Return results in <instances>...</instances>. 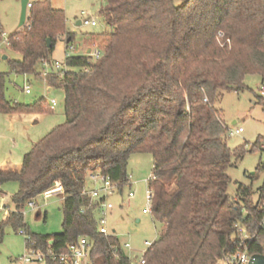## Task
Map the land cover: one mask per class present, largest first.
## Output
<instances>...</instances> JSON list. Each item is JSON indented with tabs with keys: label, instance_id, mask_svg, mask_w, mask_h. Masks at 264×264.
<instances>
[{
	"label": "trees",
	"instance_id": "obj_1",
	"mask_svg": "<svg viewBox=\"0 0 264 264\" xmlns=\"http://www.w3.org/2000/svg\"><path fill=\"white\" fill-rule=\"evenodd\" d=\"M1 1V0H0ZM101 16L110 30L100 60L70 56V69L46 80L65 93L64 124L37 141L20 167L0 164V189L16 182L14 210L6 224L24 229L46 251L65 253L85 237L93 241L92 264H134L119 238L98 229L102 200L85 195L88 176L101 172L123 187L135 154L153 158L151 215L161 234L145 264H218L240 247L245 231L256 234L252 254L264 255V184L259 203L240 184L229 195L228 171L245 147L232 151L230 127L215 108L223 92L246 89L248 75L264 80V0H103ZM63 11L50 1L32 3L27 25L8 37V60L18 75L36 74L59 39L73 42ZM222 35V36H221ZM3 33L0 31V42ZM51 40V47L48 46ZM70 40V42H68ZM0 75V114H51L47 103H12ZM260 104L264 108V100ZM264 111V109H263ZM264 147V136L253 148ZM235 155V158H234ZM258 170L264 171V163ZM63 187V233L27 230L24 210L46 191ZM0 227V244L4 238ZM47 264H62L49 259Z\"/></svg>",
	"mask_w": 264,
	"mask_h": 264
},
{
	"label": "rangeland",
	"instance_id": "obj_2",
	"mask_svg": "<svg viewBox=\"0 0 264 264\" xmlns=\"http://www.w3.org/2000/svg\"><path fill=\"white\" fill-rule=\"evenodd\" d=\"M32 3L45 0H29ZM51 7L63 11L67 17V31L72 34L73 42L67 49L65 38L59 39L51 60L64 64L67 55H81L92 47H102L103 39L96 35L110 30L103 20L101 12L105 7L103 0H49ZM177 5L181 0L176 1ZM22 0L0 1V31L5 36L0 42V75L6 76V98L23 105H34L44 101V107L53 111L51 114L28 115L25 121L11 119L0 114V164L9 159L15 166L23 161V155L30 145V140L39 139L49 134L54 128L66 121L65 93L62 89L49 91V82L43 80L44 65L36 66V74L18 75L10 68L3 56L11 60H21V56L10 51L3 43L15 32L25 28L20 26ZM93 18L98 25L77 26L78 21ZM27 25V24H26ZM79 50V51H78ZM48 84V85H47ZM246 89L240 92H223L217 99L215 108L220 112L224 122L231 130L243 129L239 135H228L227 143L234 152L240 147L246 148L244 157L237 160L234 155V166L228 171L232 182L228 193L236 197L240 184L251 187L254 191L253 200L259 203V189L264 184V171H259V165L264 163V147L254 149L259 137L264 136V111L261 99L264 100V80L258 75H248L245 78ZM30 90H26V87ZM56 105L53 106L52 102ZM25 115V114H20ZM36 116V118H34ZM36 119L39 123L32 121ZM236 122V124H234ZM41 139V138H40ZM153 173V158L149 154H135L128 166V177L131 185L123 187L122 195L115 194L110 198L114 210L109 218V231H115L121 244H130L133 251L127 250L128 256L136 264L147 250V242L154 243L161 234V229L152 219L150 207L146 198L148 183ZM88 181V187L89 185ZM18 189L16 182H10L2 187L0 192V227L3 225L4 238L0 244V264H24L22 257L27 252L25 237L20 230H15L6 224L7 214L14 210L12 197ZM130 192L135 197L128 199ZM63 197L55 194L50 198L40 196L35 202L36 207L27 205L24 210V220L27 230L38 235H54L63 233L64 215L62 212ZM40 213L41 216L37 217Z\"/></svg>",
	"mask_w": 264,
	"mask_h": 264
},
{
	"label": "built area",
	"instance_id": "obj_3",
	"mask_svg": "<svg viewBox=\"0 0 264 264\" xmlns=\"http://www.w3.org/2000/svg\"><path fill=\"white\" fill-rule=\"evenodd\" d=\"M31 8H32V2L29 1L27 10L29 11ZM81 22L82 25L85 26L96 27L98 25L96 20H94L93 18H86ZM4 37L5 36H2V40ZM3 44L9 49L10 43L8 41V37L5 39V42ZM69 48L73 49L72 47ZM89 51L90 53H88ZM83 54L89 55L93 61L100 60L102 57V52L99 49V47H92ZM68 57H70V55H67V58ZM42 64L45 67V73L42 75L44 79H46L50 73L63 75L70 70L66 65V62L64 64H61L57 61L56 62L43 61ZM25 89L30 90V87L28 86ZM52 105L55 106L56 102L53 101ZM241 133H243V129L239 128L236 130H230L229 134L239 135ZM152 179H154L153 174L150 180ZM88 181L91 187H88L87 191L85 192V195L89 196L92 201L102 200L98 211L99 214L98 229L102 234L106 236L113 235L115 234L114 231L113 232L109 231V218L112 214V211L114 210V204L111 202L110 198L118 193L122 195V191L120 190V185L118 183L113 182L109 177L103 175L101 172L90 173L88 176ZM63 192H64L63 187L58 185L57 187L43 193L42 196H44L47 199L55 194H63ZM134 197H135L134 192H130L128 194L129 200L133 199ZM146 198L151 211L152 199H153V190L151 189V187H148V190L146 192ZM35 202L36 201H30L27 205H29L30 207H36ZM259 229L264 230V219L259 224ZM20 234L25 237V242L27 247V252L22 257V261L24 264H47L49 259H59L62 264H92L90 256H91V251L93 249V241H91L88 238L85 237L79 238L77 243L71 246L67 252L56 254L54 250L51 248L52 243H50V248L48 250L43 251L42 249L38 248L37 243L34 240H32V238L28 235L26 230L21 229ZM255 239H256V234L251 235L247 231H245L244 238L238 250L234 253L227 254L221 259H219L218 264H251L254 257L258 255V254H252L249 251L250 245L255 241ZM146 245L148 250L153 245V243L147 242ZM124 248L125 250L127 249L133 251L130 244H125ZM147 250L144 252L140 261L137 262L136 264H145V254Z\"/></svg>",
	"mask_w": 264,
	"mask_h": 264
},
{
	"label": "water",
	"instance_id": "obj_4",
	"mask_svg": "<svg viewBox=\"0 0 264 264\" xmlns=\"http://www.w3.org/2000/svg\"><path fill=\"white\" fill-rule=\"evenodd\" d=\"M29 0H22V12H21V20H20V26L23 27L27 23V16H28V6ZM77 26H82V22L78 21ZM70 42V40L68 41ZM48 46L51 47V40H48ZM90 53V51L88 52ZM3 60H7V57H3ZM236 124V122H234ZM115 233V231H114ZM251 264H264V255H256L252 261Z\"/></svg>",
	"mask_w": 264,
	"mask_h": 264
},
{
	"label": "crops",
	"instance_id": "obj_5",
	"mask_svg": "<svg viewBox=\"0 0 264 264\" xmlns=\"http://www.w3.org/2000/svg\"><path fill=\"white\" fill-rule=\"evenodd\" d=\"M89 49H90V48H89ZM5 56L7 57V60H6V61L11 60L10 57H9L8 55H5V54H4L3 57H5ZM44 70H45V67H44ZM42 77H43V76H42ZM43 80L47 83L46 79H43ZM47 85H48V84H47ZM48 86H49V85H48ZM49 88H50L49 91H52L53 88H51L50 86H49ZM7 116L10 117L11 119H15V118H16V119L21 120V121H25V119L28 118V115H7ZM32 116H33V115H32ZM34 118H36V116H34ZM32 122L35 123V124H38V123H39L36 119H34ZM40 138H43V137H40ZM40 138H39V139L30 140V145H29V147L26 149V151H25V153H24V155H23V158H24V156H25L27 153H29V151L32 149L33 145H34L37 141H39ZM6 161H9V159H5L4 162H6ZM2 164H3V163H2ZM21 164H22V163H21ZM21 164L18 165L17 167H20ZM89 187H91V185H90ZM1 190H2V187H1V189H0V192H1ZM16 192H17V191H16ZM11 200H12V199H11ZM40 216H41V214L38 213V214H37V217H40Z\"/></svg>",
	"mask_w": 264,
	"mask_h": 264
}]
</instances>
